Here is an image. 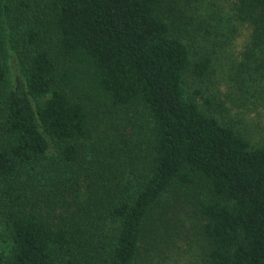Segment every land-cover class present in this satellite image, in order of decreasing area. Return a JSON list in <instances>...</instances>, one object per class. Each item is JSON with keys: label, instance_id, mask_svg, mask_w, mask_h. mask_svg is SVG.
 <instances>
[{"label": "trees", "instance_id": "obj_1", "mask_svg": "<svg viewBox=\"0 0 264 264\" xmlns=\"http://www.w3.org/2000/svg\"><path fill=\"white\" fill-rule=\"evenodd\" d=\"M2 2L13 249L0 264H167L194 218L209 250L196 264H264V142L221 122L219 61L195 47L177 0H46L19 20ZM230 5L220 32L231 41L239 19L250 40L226 76L245 96L264 76V0ZM104 108L143 115L151 140Z\"/></svg>", "mask_w": 264, "mask_h": 264}, {"label": "rangeland", "instance_id": "obj_2", "mask_svg": "<svg viewBox=\"0 0 264 264\" xmlns=\"http://www.w3.org/2000/svg\"><path fill=\"white\" fill-rule=\"evenodd\" d=\"M230 3L231 0H177V4L184 11L181 19L188 21L191 27L199 25L195 33V47L200 53L209 52L214 54L217 61H219V65L216 67L217 77L215 80L218 83L217 88L221 91L225 101L222 116L218 117L222 123L231 125L242 135L247 136L254 145H257L264 142V76L257 80L258 82L252 87L250 93L245 94V96L243 92L232 87L230 92L229 85L231 81L226 76V72L237 65L244 47L250 40L249 30L238 22L239 19H234L232 22L234 27L230 35L232 40L229 41L228 38L223 37L222 33L227 30L224 27L219 29L218 23L221 22L219 23L221 25L222 22H226L236 14L233 12L234 9ZM2 4L4 7L7 5L11 8V14L16 16L14 17L16 20L28 15L31 11L35 15H39V7L45 12H48L49 9L46 0H3ZM221 18L224 19L221 20ZM14 22L20 24L15 20ZM9 66L11 82L16 84L19 77H23L22 71L14 57L11 58ZM11 82L8 88L12 86ZM234 85L235 83L232 86ZM228 93H230V97L225 96ZM104 110L106 111L107 120L113 119L119 125L127 122V116H136L133 122L140 123L139 133H142L141 135L146 140H151V128H149L143 115L133 111H130L127 116L124 111L116 115L109 108H104ZM5 191V184L0 182V253L10 254L13 249V239L11 229L7 224L10 207L8 204L9 197L6 196ZM190 215H192L191 212ZM195 222V218L193 221L191 219L187 223L186 229L182 228L183 237L179 241L181 247L172 252L167 264H196V260L204 261L205 254L209 250L207 249V242ZM200 264L204 263L200 262Z\"/></svg>", "mask_w": 264, "mask_h": 264}]
</instances>
